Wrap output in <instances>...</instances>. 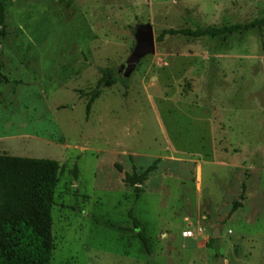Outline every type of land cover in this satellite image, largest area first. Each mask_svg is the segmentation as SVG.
I'll return each mask as SVG.
<instances>
[{"label":"rangeland","instance_id":"374dc122","mask_svg":"<svg viewBox=\"0 0 264 264\" xmlns=\"http://www.w3.org/2000/svg\"><path fill=\"white\" fill-rule=\"evenodd\" d=\"M0 2V153L61 166L52 263L264 264V25L262 38L156 39L247 22L264 0ZM145 22L154 52L123 77ZM100 68L116 81L86 113ZM155 160L136 196L125 174Z\"/></svg>","mask_w":264,"mask_h":264},{"label":"trees","instance_id":"16d2710c","mask_svg":"<svg viewBox=\"0 0 264 264\" xmlns=\"http://www.w3.org/2000/svg\"><path fill=\"white\" fill-rule=\"evenodd\" d=\"M3 21V5L0 2V25ZM264 15L247 22H235L220 26H197L195 28L162 29L156 36L158 41L167 36H182L187 39L205 37L210 40L225 35L257 29L261 38ZM101 76L96 87L89 93L86 113L99 96L100 88L116 81L107 68L99 69ZM157 160L143 171L126 173L124 182L134 187L138 196L141 185L148 174L156 168ZM61 172L58 161L51 158H36L0 153V264H54L51 262L53 248L51 232V207L54 190ZM245 184H242V192ZM240 206L234 202L227 217ZM132 227L145 251L150 250L148 235L140 227V221L129 211ZM109 224V223H108ZM114 226L112 224H109Z\"/></svg>","mask_w":264,"mask_h":264},{"label":"water","instance_id":"95a60500","mask_svg":"<svg viewBox=\"0 0 264 264\" xmlns=\"http://www.w3.org/2000/svg\"><path fill=\"white\" fill-rule=\"evenodd\" d=\"M135 44L132 48L131 53L126 58L124 63L120 64L117 68V72L121 73L123 77L129 76L135 65L140 61L141 58L147 54L154 52L155 40L152 25L149 22L139 23L134 30ZM219 234V230L216 228L213 230L212 235L216 236ZM220 260L219 263H222Z\"/></svg>","mask_w":264,"mask_h":264},{"label":"built area","instance_id":"2783aa9c","mask_svg":"<svg viewBox=\"0 0 264 264\" xmlns=\"http://www.w3.org/2000/svg\"><path fill=\"white\" fill-rule=\"evenodd\" d=\"M184 235H186V236L191 235V231H185V232H184Z\"/></svg>","mask_w":264,"mask_h":264}]
</instances>
